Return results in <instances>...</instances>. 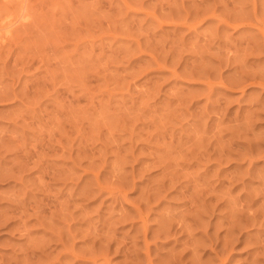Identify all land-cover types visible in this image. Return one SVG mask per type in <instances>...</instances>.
I'll return each instance as SVG.
<instances>
[{
    "label": "rangeland",
    "instance_id": "obj_1",
    "mask_svg": "<svg viewBox=\"0 0 264 264\" xmlns=\"http://www.w3.org/2000/svg\"><path fill=\"white\" fill-rule=\"evenodd\" d=\"M0 264H264V0H0Z\"/></svg>",
    "mask_w": 264,
    "mask_h": 264
}]
</instances>
